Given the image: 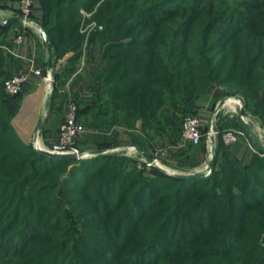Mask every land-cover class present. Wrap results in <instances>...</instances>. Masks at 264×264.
Here are the masks:
<instances>
[{"label":"trees","instance_id":"16d2710c","mask_svg":"<svg viewBox=\"0 0 264 264\" xmlns=\"http://www.w3.org/2000/svg\"><path fill=\"white\" fill-rule=\"evenodd\" d=\"M81 1L38 0L41 12L38 21L50 38L56 60L62 59L67 53H73L66 63L67 73L75 69L74 63L78 61L79 52L84 46L89 60L99 58L100 66L95 74L98 81L92 86L90 99L82 109L79 108L78 118L99 119L107 126L118 125L130 130H135L136 122L140 120L141 133L130 134L131 142L128 143L144 149L152 157L148 141L158 138L162 146H176L180 140L176 139L175 133L181 137L182 120L186 112L194 113L190 109L196 100L214 90L220 96L241 98L245 110L254 113L264 126V0H237L239 2L232 3L227 0H207L196 4V11L195 7L188 5L191 0L174 1L176 5L173 7L169 6L173 5L169 0H162L165 1L164 6L170 8L155 12L156 18L148 20H141L138 13L135 18L127 16L128 13L122 8L125 4L115 2L111 5L107 2L105 7L94 13V18L102 22V28L91 31L86 42L84 33L80 32L81 14L78 4ZM142 3L145 4L146 1ZM180 5L184 8H177ZM140 24L148 29L142 28ZM9 26L0 25V29ZM107 35L115 38H104ZM130 35L132 38L129 43L123 45L115 42L116 46H110L111 41L125 39ZM113 49L116 51L112 52ZM2 62L0 51V129L5 128L0 131V181L6 184V178L14 180L0 188V194L3 193L0 199H12L10 207L6 208V204L0 207V227L8 221L14 222L11 229L19 228L20 231L23 230L22 236H25L29 229L32 230L31 222L35 224L39 221L38 225L43 223L44 212L41 208L45 205L41 201L46 188H35L34 184L44 178L54 183L63 167L76 161L52 159L31 146L22 149L24 142L12 126L7 109L11 98L3 89L6 78L4 79ZM55 92L54 88L52 99ZM180 116V127L176 129L174 121ZM220 128L222 127L218 126L217 129L221 132ZM6 131H10L7 140L4 138ZM202 132L199 144L188 145L196 150H191L188 146L185 149L171 150L173 158L187 162L173 165L174 167L187 171L182 168L200 165L201 160L197 155L204 154L206 141L205 129ZM94 142L99 150L120 144L119 139L106 134L98 135ZM194 157L197 160L189 162ZM32 159L46 161L38 170V176L35 175L34 183L30 185L34 197L26 196L25 193L27 184L32 181L26 178L34 173L37 163ZM49 165V168H45ZM151 169L157 174L165 172L155 166ZM97 170L99 171L94 172L97 175L94 179L104 172L100 167ZM141 177L146 178L142 174ZM148 178L145 183L152 187L154 181L157 185L166 182L165 188L173 189L172 193L158 195L156 205L155 202H150L142 209L139 207L142 214L139 218L136 217V222L131 227L128 214L134 211L132 206L135 207L139 194L134 192L137 196L131 201L124 198V193L119 192L122 195L120 197H123V206L120 205L121 208H116L111 213H124L125 217L117 228H120L119 234L123 233V238L120 237L117 243L108 247H118L121 244L123 254L113 255L108 248H97L89 250L88 254L83 253L80 260L82 264L263 262L262 254L251 252L256 238L264 233L263 156L254 155L248 164L241 163L227 150L220 137L214 165L207 177L184 179L152 174ZM218 189L221 192H217ZM142 192L146 194L149 188L146 187ZM68 194L69 192L65 195ZM47 199L50 201V196ZM75 199L78 198H72ZM163 202L167 204L161 207ZM51 205V202L47 203L44 211ZM109 207H101L102 214L109 212ZM97 209L93 207L88 212L91 218L94 217L92 220L108 223L105 229L109 236L111 228L114 224H119L120 218L112 219L109 212L105 220L97 213ZM177 214H182V220L188 227H181L180 235L178 233L168 241L170 236L164 234L169 229L170 233H177L175 224L177 220L180 221ZM155 223L157 226L150 228ZM200 224L205 227L195 228L200 227ZM181 233L186 234V240H181ZM159 234L163 236L159 237ZM229 234L233 237V242L229 243L228 249L222 248L220 251L213 248V245L222 244ZM232 250L235 252H231ZM26 252L28 250L19 255ZM71 264L76 263L73 261Z\"/></svg>","mask_w":264,"mask_h":264},{"label":"rangeland","instance_id":"374dc122","mask_svg":"<svg viewBox=\"0 0 264 264\" xmlns=\"http://www.w3.org/2000/svg\"><path fill=\"white\" fill-rule=\"evenodd\" d=\"M19 1L20 0H0V9L1 10L11 9ZM144 1H146L145 4L142 3ZM169 1L173 4V5H169L170 7L176 5L174 1L177 0H169ZM201 1L206 2L207 0H191V2L194 3L190 2V4L188 5H190L189 7H195L196 4H201L202 3ZM107 2L111 3V5L114 4L115 2H119L120 4H125L124 6H122V8L128 13L127 16H133L135 18V15L137 16L138 13V17L141 20H148L153 18L155 19L156 18L155 12L165 11L170 8L168 6H164L165 1L162 0H97V1L89 0V2H86V0H82L78 4V8L81 14L80 32L84 33L85 42L86 40H88V36L91 31L102 28V22L94 18V13L99 8L105 7ZM227 2L232 3L239 1L227 0ZM179 7L184 8V6L182 5L178 6L177 8ZM196 10L197 7H195L194 11ZM143 14H145V16H143ZM127 25L128 22L125 23L124 26L126 27ZM139 26H141L142 28H146V30L148 29V27H144L145 25L143 24H140ZM107 36L108 37H104V38H111V40L115 38L114 36H110V35ZM131 38L132 36L130 35L125 39L111 41L112 43L110 46L111 47H113L112 45L116 46L115 42H121L123 45L127 44L129 43V40H131ZM115 51L116 50L114 49L112 50V52ZM66 55L68 54H65L64 57ZM87 60L88 59L86 58V61ZM43 75L44 76L46 75V71H43ZM42 82H43L41 85L42 89L44 85H47V89L42 90L41 97L37 105L38 109L36 113H40L41 116H43L45 112L44 106L49 98L50 91L52 89L50 84L48 86V82L46 81H42ZM54 88H55V78H54ZM22 95L24 96L26 94L23 92ZM227 98L229 99L236 97L227 96ZM51 100L52 99H50L48 109L45 113L46 116L49 115L50 110L53 106ZM25 108L26 107H24V110ZM249 114L252 117L251 116L245 117V121L251 127L252 126L254 127L253 135L264 144V127L262 126L260 119L257 116H255L254 113L249 112ZM227 119L230 120L231 122H234L235 120L236 122L235 124L238 125L240 129L241 127H243V124L240 123L241 120L240 118H238L237 114L230 113L226 116L225 120ZM180 120H181V116L178 118L177 121H174L176 129L180 127V123H181ZM79 121L80 123H82V125L88 128L87 126L88 120H84L81 117L79 118ZM220 129L221 132L219 130V134L226 131V128L225 129L220 128ZM1 130L4 131L5 128L0 129V131ZM202 131H204V129H202ZM49 133L50 131H45V130L42 132V135L46 140L47 145L41 143V141L39 140L40 136L36 138V145L38 147L48 150V146L50 147L52 144H54L55 140L50 139V136L48 135ZM207 133H208V127L205 129L204 134L206 135ZM90 135H91L90 131H88V133L86 132L85 136L80 138L75 145V148L77 150L75 152L77 154L81 153L82 155H85L84 157L76 159L75 160L76 162L74 164L65 165L61 170L60 174L58 175L57 180L54 181V183H52L48 178L46 179L44 178L41 181L36 182L34 184L35 188L37 186H40L39 188H46V190H44V192L42 193L43 197L41 204L47 207V203L50 202L52 203L51 207H48L47 208L48 210L46 211H44L45 207L41 208V210H43L44 212L43 213L44 215H42L43 223H41V225H38L39 221L38 222L36 221L35 224L31 222L30 226H32V230L29 229L28 230L29 233L27 232L28 234H26L25 236H22L21 234L23 230L20 231L19 228L11 229L14 222L12 223L8 221L6 222L7 224L0 227V264H71L73 263V261L76 264H82V261L80 260L83 256V253L86 252L88 254L90 253L89 250L92 251L97 248H108V250H111L110 251L111 254L115 255L118 253L120 254L119 256H121L123 254L121 244H118V247H114V246L113 248L108 247V245L110 244L117 243L120 237L123 238V233L119 234L121 230L120 228L119 229L117 228L120 225V223H122L121 221L125 217L124 213H122V211H118V212L115 211L114 213H111L112 211L116 210V208H121V206H123L121 204V199H123V197L122 198L120 197L122 195H119V192L124 193L123 194L124 198L131 201H133L134 198L137 196L134 195V192L135 193L137 192L139 194V198L135 202V207L132 206V208H134V211L128 214L132 222L130 226L133 227L136 222L135 221L136 217L139 218L141 216L140 214H142L140 213L141 211L138 209L139 207L140 209H142L144 206L146 207L150 202H155L154 204L156 205L158 204V201L156 203L155 200L157 199L156 197L158 195L169 194L172 193L173 191V189L165 188L167 185L166 182L164 181L159 183L158 185L154 181L153 182L154 187H152L151 184L145 183L146 180L149 179L148 177H152V174L155 176L163 174L164 176L170 178H177L179 176L173 175V173L176 174L184 173V171L177 169L174 166L180 163H187V162L177 161L172 156L171 159L164 160L163 159L164 157H162L161 155V151L162 149H164L165 146L161 145L162 142L159 139L158 141L157 140L155 141L156 143L155 150L152 155L154 156L155 159H157L158 161L157 165L163 171H165V172L161 171L162 172L161 174H157L151 169L153 166L149 165L141 158V155L138 150L133 151V153L126 154L125 151H127L126 150L127 148H124L125 149L124 150L122 147L128 145L130 146L128 142L124 144L120 143L118 145H111L110 147L113 148L103 150L104 154L91 155L92 154L91 152L97 151L99 150V148L96 145L92 144L91 142L92 138H90L91 137ZM175 135H176V139L178 140L181 139V137H179V135H177L176 133ZM9 137H10V131L9 132L6 131L4 138H6L7 140L9 139ZM33 137L31 139H28L27 141H25L22 137H20V139L24 142V147L21 148L24 149L25 147H29V146L34 148ZM249 142L253 148H256L255 144L252 143L251 140H249ZM8 144L9 143L7 142V145ZM205 145H206V141H205ZM212 145L213 142L211 143V146ZM188 148L191 150L194 149L196 150V148H190V146H188ZM169 152L171 153V150H169ZM126 156H131L136 159L132 158L131 160L133 161H131L130 157L126 158ZM52 159H57V158H52ZM57 160H66V159H57ZM196 160L197 159L194 157L193 159H189V162L194 163ZM32 161L35 162L37 161V159H32ZM45 162L46 161L43 162L42 160L37 161L34 167L35 168L34 173H30L27 176L26 179L32 181L27 184L28 188L25 189V193H27L26 196L34 197L33 189L30 188V185L34 183L35 180L33 179L36 177L35 175L40 173L38 170H40L41 167L44 166ZM163 162H165L166 164ZM167 163L174 166L168 165ZM50 166L51 165L46 166L45 168H49ZM98 167H100V169H104V172L101 175H99L97 179H94V177L97 176L94 172L99 171L97 170ZM182 169L188 170L192 168H182ZM210 172L205 171L201 173L200 175L203 176L201 179L207 177V175ZM141 174L146 176V178L144 179L143 177H141ZM13 180L6 178V184L5 182L1 183L0 181V188H2L3 186L6 187ZM146 187L149 188V192L143 194L142 191ZM82 190H86V191H82ZM9 192L10 191H8V193ZM67 192H69V194L65 195ZM217 192H221V191L218 189ZM131 193L133 194V196ZM2 194L3 193H1L0 196ZM5 196H7V194H5ZM48 196H50L51 198L50 201H48L47 199ZM72 198H78V199L72 200ZM11 200L0 199V207L2 204H6L7 205L6 208L10 207V205L12 204ZM35 200L36 199H34V202ZM166 202L165 203L163 202L162 205L160 206L161 207L165 206L167 204ZM105 206H110L109 207L110 209L108 210L111 213L112 219L120 218L118 219L119 224H114L113 226L114 229L111 228L112 230L110 231L109 236L107 235L108 233L106 232L105 229V227L108 226V223L104 222L103 220L100 221H94L97 219L92 220L94 217L91 218V214L90 212H88L93 207L98 208L97 213H99L100 216L105 219L106 214L107 213L110 214L109 212H106V214H102L101 207H105ZM129 208H131V205ZM145 218L148 217L146 216ZM177 218L180 219V221L178 222L177 220L175 224L177 233L176 234L175 232L170 233L171 229H169L168 232L164 234V236L167 235L170 236L168 238V241L171 238L175 237V235H178L181 227L183 229H186L188 227L185 224V222L182 220V214H177ZM155 226H157L156 223L153 224L150 228L153 227L155 228ZM198 226L200 227H195V228L205 227V225L203 224H200ZM158 236L160 237L163 235L159 234ZM187 236L189 237L190 235ZM95 239H98L100 241H91ZM256 239H257L255 240L256 244L253 245L251 252L253 254H262L261 256L263 258V262L254 263V264H264V233L259 238ZM181 240L182 241L186 240V234L184 235L183 233H181ZM231 242H233V237H231L229 234L226 240L223 241L222 244L213 245V248L221 251L222 248L223 249L227 248L229 243ZM32 243L33 245H31ZM227 249H225V251ZM25 250H28V252L24 253V255H19L21 254L22 251ZM231 252H235V250H232Z\"/></svg>","mask_w":264,"mask_h":264},{"label":"crops","instance_id":"0c3cea01","mask_svg":"<svg viewBox=\"0 0 264 264\" xmlns=\"http://www.w3.org/2000/svg\"><path fill=\"white\" fill-rule=\"evenodd\" d=\"M40 14V7L38 6L33 10V13L31 15V18L38 24H40L38 21ZM18 34H22L23 39L19 44H16L15 39ZM0 51L3 57L2 70L3 74L5 75L4 79L8 76L23 73L29 68H39L43 71H47L48 63L50 64V66H53V63L55 62L54 78L56 92L55 96L52 99L54 89L52 90L50 99H52L51 103H53V106L50 110L49 115L45 116L44 118L42 130L39 137L41 143L45 145L46 140L42 135V132L45 130L50 131V133L48 134L50 136V139L55 140V132L60 122L63 120V117L68 108V104L72 101H76L79 105V108L82 109L84 103L88 101L92 96V86L95 85L98 81L95 77V74L98 73L99 70V58H96L95 60H89L86 53V47H84L79 52L80 56L78 61L74 63L75 69L72 72L67 73L66 63L67 60L73 55V53H67L68 55H66L62 59L56 60L53 50L49 49L45 45L39 32L33 30L32 28H23L19 24L10 25L3 30L0 29ZM86 58L88 59L87 61ZM58 75L59 78L57 77ZM42 83V80L35 77L33 74L28 75L27 82L23 88V92L26 95L12 98L8 101L7 109L11 118V124L18 135H20V137H22L25 141L33 137L36 124L42 117L40 113H36L38 109L37 105L40 100L42 90L44 89H42L41 87ZM237 98L239 97L228 99L227 96H220L216 94V90H214L211 93L198 98L194 106L191 107L190 110H192L198 116L200 125L204 129H206L207 127L209 129V127L212 125L214 130L219 126L223 129L226 128V130L234 131L237 134V140L234 144L227 147V150L231 154L235 155L241 163L248 164L254 155L259 154L260 156H262L259 150L257 148H253L249 142V140H251L252 143H254L250 136V133H254V127H251L249 124H247V122L245 121V117H243V119H240V123H242L244 127H241V129L238 125L235 124V120L234 122H231L228 119L225 120L228 114L233 113V108L235 105H237ZM24 107H26L25 110ZM217 107L218 111L215 113ZM187 113H189V111L186 112V114ZM248 116H251L249 112H247V117ZM87 126L90 129V138H92L91 142L94 145H96L94 142L95 138L101 134H106L115 139H120V143L124 144L126 142H129L130 134L141 133L140 120L136 122L135 130H130L118 125L107 126L103 124V122L99 119L88 120ZM156 140L158 141V138H155L152 141H148V149L151 154H153L155 150ZM212 142L214 143V141ZM211 143H206L204 154L197 155V157L201 160L200 165L195 168L188 169L184 172L193 171L195 173H203L206 171L205 161L209 149L212 147ZM129 144L130 146L136 147V149L138 150V146L133 145L132 143ZM188 145V143L184 144L180 139L176 146L168 144L166 147H164V149H162L161 151V155L162 157H164V160H169L171 159L169 150L175 151L177 150L176 148L185 149ZM128 146H123L122 148L124 149ZM112 148L113 147H110L108 149ZM126 157L133 158L131 156Z\"/></svg>","mask_w":264,"mask_h":264},{"label":"built area","instance_id":"2783aa9c","mask_svg":"<svg viewBox=\"0 0 264 264\" xmlns=\"http://www.w3.org/2000/svg\"><path fill=\"white\" fill-rule=\"evenodd\" d=\"M39 6L38 0H20L14 7L8 10H2L8 14L0 18V25H5L6 21L12 17H22L24 18L23 28L25 26L26 20H31L39 27V34H41V28L39 24L31 18L33 10ZM1 10V9H0ZM31 18V19H30ZM23 39L22 34H18L15 39V43L19 44ZM33 74L40 80H47L46 75H43V71L39 68H29L27 71L8 76L3 82V89L7 96L11 99L20 97L23 93V88L27 82L28 75ZM238 100V105L233 113L237 114V109L240 106V100ZM79 105L76 101H72L68 104L67 111L60 122L56 132L55 141L48 150L51 152L61 153V152H75L76 143L80 138L85 136L86 132L90 131L86 126L80 123L78 118ZM218 111V107L215 113ZM242 119V118H241ZM202 127L198 116L195 113H187L182 120L181 127V141L186 144L195 146L199 144L202 136ZM206 136V143L208 142V133ZM221 141L226 146L229 147L234 144L237 140V134L232 130H226L221 133ZM136 148L134 146H128L127 148Z\"/></svg>","mask_w":264,"mask_h":264},{"label":"water","instance_id":"95a60500","mask_svg":"<svg viewBox=\"0 0 264 264\" xmlns=\"http://www.w3.org/2000/svg\"><path fill=\"white\" fill-rule=\"evenodd\" d=\"M12 24H19L20 26H23L24 24V18L22 17H12L9 18L5 25H12ZM40 28H41V37L43 42L45 43V45L53 50L51 41L49 36L47 35L45 28L43 27L42 24H39ZM55 65V62L53 63ZM53 66H50V64L48 63L47 66V71H46V78L47 81L49 82V84L51 85L52 89L50 91V95L49 98L45 104V112L43 114V116L38 120L36 127H35V131H34V137H33V142H34V149L47 156V157H51V158H57V159H68V160H76L78 158H82L85 155H82L81 153L77 154L76 152H61V153H56V152H51L49 150H45L43 148H40L36 145V138L40 136V132L42 130V125H43V121L44 118L46 116V111L48 109V105H49V101H50V97L52 94V90H53V84H54V73H55V68ZM240 100V106L237 109V116L241 119L242 117H247V112L245 110L244 107V103L242 101V99ZM221 103V102H220ZM219 103V104H220ZM219 107V106H218ZM250 136L256 146V148L260 151L261 155L264 157V144L258 140L252 133H250ZM219 141H220V134H219V130L216 133L215 136V140L214 143L212 145V147L209 149L205 164H206V170L207 172H210L213 168L214 165V161H215V157L218 151V147H219ZM138 151L142 157V159L147 162L149 165L155 166L158 169L162 170L158 165H157V159H155L154 157L150 156L149 154H147L144 150L138 148ZM91 155H100V154H104L103 152H100V150L97 151H93L91 152ZM163 171V170H162ZM174 175V174H173ZM179 177L184 178V179H189V178H194V179H198V178H202L203 176H201L200 174L194 173L193 171H189V172H184L182 174H177ZM207 175V174H206Z\"/></svg>","mask_w":264,"mask_h":264},{"label":"bare ground","instance_id":"6f19581e","mask_svg":"<svg viewBox=\"0 0 264 264\" xmlns=\"http://www.w3.org/2000/svg\"><path fill=\"white\" fill-rule=\"evenodd\" d=\"M3 14L7 15L8 13L5 12V11L0 10V18H1V17H4ZM25 26H26L27 28H29V29L32 28L33 30H35V31H37V32L39 31V27H38L34 22H32L31 20H26ZM43 81H44V80H43ZM45 81L48 82L47 80H45ZM48 86H49V82H48ZM43 88H44V90H46V89H47V85H44ZM237 105H238V101H237ZM237 105L234 106V108H233V112L235 111V108L237 107ZM242 119H243V117H242ZM217 131H218V129H215V130H214V128H213L212 125L209 127V129H208V142L211 143L212 141L215 140V136H216ZM208 142H207V143H208ZM124 150H125V149H124ZM126 150H127V151H125V153H126V154H129V153H133V151H136L137 149H136V148H131V147H129V148H127ZM100 152H103V150H100ZM205 169H206V165H205ZM206 171H207V170H206Z\"/></svg>","mask_w":264,"mask_h":264}]
</instances>
